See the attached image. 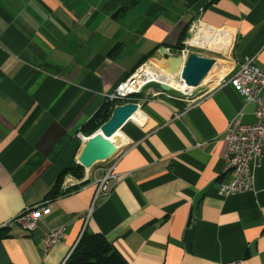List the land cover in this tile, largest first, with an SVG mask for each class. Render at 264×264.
<instances>
[{
	"label": "crops",
	"instance_id": "1",
	"mask_svg": "<svg viewBox=\"0 0 264 264\" xmlns=\"http://www.w3.org/2000/svg\"><path fill=\"white\" fill-rule=\"evenodd\" d=\"M151 2L140 0L115 19L126 3L0 0V264H64L85 226L128 264H264V157L254 168V192H219L230 180L229 122H257L255 105L228 80L248 61L264 70V0H198L192 7L177 0L173 9ZM43 11L56 21L38 44L24 28L41 30ZM191 22L210 27L200 48L224 54L223 76L199 98L194 90L145 87L135 101L142 109L121 130L124 142L120 131L115 136L113 190L96 197L92 181L66 188L49 199L52 211L37 229L25 230L16 218L47 200L106 95L149 54L154 65L163 63L161 49L178 50ZM62 226L66 238L45 252V234Z\"/></svg>",
	"mask_w": 264,
	"mask_h": 264
},
{
	"label": "built area",
	"instance_id": "2",
	"mask_svg": "<svg viewBox=\"0 0 264 264\" xmlns=\"http://www.w3.org/2000/svg\"><path fill=\"white\" fill-rule=\"evenodd\" d=\"M198 30L199 24H195L191 28L190 33L192 37L184 42L183 48L177 50L178 55L188 56L191 53L190 49L196 47L191 45L189 41L195 37ZM166 50L172 54L168 48ZM148 63L150 61L146 62L132 76L119 84L114 92L107 94V101L124 100L130 95L137 94L142 86L150 84V82H146L144 85L139 86V88L137 84L138 72L143 70ZM228 81L248 103L255 105L257 122L254 124H243L239 118H235L227 126L225 132L226 151L224 154V173L229 176L230 180L229 182L220 184L219 192L222 195L254 192V168L261 166L264 157V70L256 66L253 61H248L241 65ZM78 137L84 139L81 132L78 133ZM118 162L119 154L114 156L107 163V166L103 167L101 178L96 179L95 182L98 186L96 197L101 194H109L118 183L119 175L116 173ZM51 211V200H45L38 205L27 207L15 221L28 232H34L43 215L49 214ZM91 213L90 211L87 217ZM85 231L86 226L74 245L73 250L78 245ZM65 238L66 228L64 226L50 230L45 234L44 251L48 252L53 246ZM234 264L244 263L236 262Z\"/></svg>",
	"mask_w": 264,
	"mask_h": 264
},
{
	"label": "water",
	"instance_id": "3",
	"mask_svg": "<svg viewBox=\"0 0 264 264\" xmlns=\"http://www.w3.org/2000/svg\"><path fill=\"white\" fill-rule=\"evenodd\" d=\"M160 57L163 63H160L162 70L167 74L178 76L188 87L197 89L207 78L216 79L220 72V61L216 57H206L196 53L184 55H172L166 48H162ZM133 79V78H132ZM165 92L174 91L175 89L166 83L156 82ZM142 86L137 94H141L145 87ZM142 109V105L137 102H130L115 108L111 118L101 126L99 132L91 136L84 145L78 162L86 169L96 167L97 163L105 162L106 164L117 154L119 147H115L110 138L132 120L134 114ZM105 164V165H106Z\"/></svg>",
	"mask_w": 264,
	"mask_h": 264
},
{
	"label": "rangeland",
	"instance_id": "4",
	"mask_svg": "<svg viewBox=\"0 0 264 264\" xmlns=\"http://www.w3.org/2000/svg\"><path fill=\"white\" fill-rule=\"evenodd\" d=\"M92 3H94V0H90ZM114 3L115 1H121V3H128L130 4L133 0H113ZM151 1H154V2H158L160 3L161 5H165V6H170L172 9H173V5L175 4V2L177 0H144V3L145 4H149V3H152ZM174 1V3H173ZM198 2H194L193 4H190L189 7H192L193 5H196ZM143 5V3L141 4ZM39 7L38 5V1L36 2H33V7ZM39 15H42V16H37V19H38V22H40L42 25H43V28L40 30V27L39 26L38 28L36 29H30V28H24V31L26 32L27 36H28V39H33L34 41H36L38 44L40 43V41H42L41 39H46L47 36H48V33H47V28L49 26L50 23L53 24V21H56L55 18L53 17L51 20L50 16L47 15V12L46 11H43V12H39L38 13ZM50 18L49 22H48V19ZM192 37V34L190 33L189 35V38ZM59 40V39H58ZM64 38H62L61 40H59L60 42L63 41ZM59 42V43H60ZM56 44V42H55ZM58 48L57 46L54 45V49ZM191 53H196V54H199V55H202V56H206V57H213V56H216V58L218 57V60L220 61V66H221V69H222V66H223V62L222 60L225 59L226 57L223 56L224 54L223 53H220V52H217L215 50H211V49H206V48H200V47H194V48H191L190 49ZM177 53V50L175 51V49L172 51V54H176ZM223 54V55H222ZM70 60L68 59V62ZM159 66V65H158ZM216 83V80L215 79H208L206 82L202 83V85L197 88V89H194L193 90L195 91L192 95V98H199L202 94H204L205 92H207L208 90H210L211 88L214 87ZM152 86L156 85L160 88L159 84L157 83H152L151 84ZM150 86V85H148ZM147 86V87H148ZM53 87V86H52ZM52 87L48 90L47 93H49V91L52 89ZM179 91V90H177ZM182 92V91H180ZM179 92V93H180ZM50 93H52L50 91ZM142 94H133V95H130L128 98L124 99V100H115L112 102V107L111 109H115L123 104H126V103H130V102H135L138 100V98L141 97ZM45 98V97H44ZM108 99L106 98V101ZM97 114V113H96ZM96 114L95 116L88 122V124L82 129V131H80L83 136H84V139H80L78 137V135L76 137L79 138L80 140V144H79V152L80 154L82 153V150L84 148V145L86 144V141L91 137L93 136L94 134H96L97 132H99L101 126H98L94 131L93 133H89L88 129L90 128V124L94 123L96 124L98 119L96 120ZM89 126V128H88ZM88 128V129H87ZM87 129V130H86ZM124 131H120V136L121 138L123 139V142H124V134L122 133ZM113 141H114V146L118 148V146H116V142H115V137L113 138ZM80 154L76 157H74V160H73V163L68 167L69 169L72 168V167H77L79 164L78 162V159H79V156ZM106 163L105 162H100V163H97L96 164V167L92 168V169H86V168H83V167H80L81 169L76 168V169H73V170H70L68 171L67 173H65V175L62 177L61 181L59 182V184L57 183V185H59L60 187V191H65L66 188H67V191L73 189V188H78L82 185H84L85 183H88L90 181L92 182H96V179H99L101 178V171L104 169V168H100V167H103ZM82 166V165H81ZM99 167V168H97ZM67 169V168H66ZM60 178V177H59ZM56 185V186H57Z\"/></svg>",
	"mask_w": 264,
	"mask_h": 264
},
{
	"label": "trees",
	"instance_id": "5",
	"mask_svg": "<svg viewBox=\"0 0 264 264\" xmlns=\"http://www.w3.org/2000/svg\"><path fill=\"white\" fill-rule=\"evenodd\" d=\"M187 3L193 4L198 0H186ZM140 0H135V3L131 2L130 4L126 3L122 8H120L117 12L113 14V18L118 19L125 15L129 9L134 7V5L138 4ZM192 22L186 27V32L183 34L181 41L176 46V49H181L184 47L183 42L189 38V30L191 28ZM154 53L149 54L147 57L143 58L142 62L135 68L131 76L146 62L148 59L152 57ZM130 77V76H129ZM160 86V85H159ZM112 102H106L102 108L96 114V120L98 119L96 124H90V128L88 126L89 133H93L96 131L95 129L98 126L105 124L112 116L115 109H111ZM86 129V130H87ZM83 167L78 165L77 167L67 168L65 169L59 178V182L62 177L70 170ZM84 168V167H83ZM58 182V184H59ZM58 194H64V192L60 191L59 185L55 186L53 191H51L47 200L50 198L56 197ZM0 232V237L3 236ZM64 264H128V262L124 259V257L119 253V251L114 247V245L102 234H94L89 233L87 230L83 234L81 240L79 241L76 248L73 250L69 258L65 261Z\"/></svg>",
	"mask_w": 264,
	"mask_h": 264
},
{
	"label": "bare ground",
	"instance_id": "6",
	"mask_svg": "<svg viewBox=\"0 0 264 264\" xmlns=\"http://www.w3.org/2000/svg\"><path fill=\"white\" fill-rule=\"evenodd\" d=\"M210 31V27L207 25H201L199 27L198 32L195 34L193 39H190L189 43L193 46L201 47V41L204 38L203 36ZM224 74V67L221 69L219 76L215 79L218 81ZM137 84L139 86L144 85L146 82L150 83H166L171 85L175 90L182 91L183 93H190L193 91V88L188 87L183 81L179 79L178 76L167 74L165 71L161 70V66H156L154 63L150 62L143 68V70L139 71L137 74ZM209 78L203 81L206 82ZM135 115V114H134ZM119 131L111 138H114Z\"/></svg>",
	"mask_w": 264,
	"mask_h": 264
}]
</instances>
